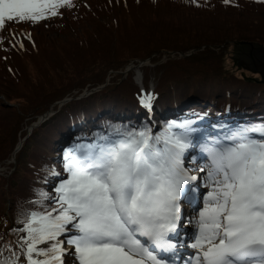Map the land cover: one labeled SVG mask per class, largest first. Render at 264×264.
<instances>
[{"label":"rangeland","instance_id":"1","mask_svg":"<svg viewBox=\"0 0 264 264\" xmlns=\"http://www.w3.org/2000/svg\"><path fill=\"white\" fill-rule=\"evenodd\" d=\"M154 1L157 2L128 3L124 8L112 5L108 0H72L75 6L59 9L60 15L35 24L12 23L7 26V33L0 32L3 40L0 42V59L10 58L2 62L15 65V70L20 72L18 81L6 71L0 73V157L4 156L0 161V220L7 223L9 229L22 227L15 223L22 208L42 210L39 204L29 203L37 198L34 189L43 188L53 193L59 180L50 177L44 171L45 166L61 172L64 178L68 176L64 171L65 159L61 161L60 155L67 140L65 137L79 140L78 145L96 142L86 128L79 137L75 128L66 129L65 134L55 137L48 134L52 133L53 126L43 127L38 135L35 131L54 113H57L55 125L59 120L65 123L66 113L60 107L66 102L72 110L78 111L79 106L91 110L94 98L77 99L101 91L104 84L99 83L103 81V73L108 88L102 93L108 90V93L117 94L119 91L128 101L132 83L142 79L161 89L162 103L172 98L169 94L176 96L177 103L187 101L190 94H201L204 88L211 90V95L223 97L221 90L212 87L221 77L231 76L230 71L237 75L241 72L250 74L239 69L232 60L240 42L229 40L264 39V9L243 12L238 11L242 8L224 7L221 2H216L214 8L197 10L174 6L169 3L172 0ZM98 4L102 7L98 8ZM85 13L86 16L78 20L79 15ZM103 66L107 67L105 71ZM185 75L187 78L183 80ZM181 80L189 81L185 93L186 84ZM170 83L175 84L174 91L169 87ZM262 85L264 87V83ZM79 90L81 92L75 94ZM261 99L264 100V92ZM113 100L104 101L100 106L115 105ZM200 103L206 110L205 116L179 117L180 111L173 114L176 119L192 118L186 122H191L197 134L208 131L203 121L210 118L227 120L233 130L238 127L240 122L232 113L215 116L212 104ZM166 105L168 103L158 105L160 112ZM185 105L192 106L194 102L189 100ZM82 125H77V129ZM212 138L208 148H212L213 141L219 137ZM55 139L62 141L61 145L50 149L53 160L49 166L43 157L48 156L50 144ZM205 159L208 160L207 151ZM203 174L196 184L197 195H200L197 210H203L207 193L212 190L209 177L205 172ZM45 177H48V183H44ZM46 207L50 210L55 204L49 203ZM6 226L4 238L15 241L17 237L11 238Z\"/></svg>","mask_w":264,"mask_h":264},{"label":"snow or ice","instance_id":"2","mask_svg":"<svg viewBox=\"0 0 264 264\" xmlns=\"http://www.w3.org/2000/svg\"><path fill=\"white\" fill-rule=\"evenodd\" d=\"M74 6L72 0H0V32ZM152 99L148 93L141 103L150 108ZM179 127L183 134H171L163 150L157 147L159 135L128 132L69 150L66 178L45 166L59 180L54 194L33 190L37 198L29 203L42 210L18 212L15 223L22 227L8 230L15 241L0 234V264H161L163 257L145 241L174 258L177 244L170 241H179L181 189L185 200L197 201L195 190L185 188L197 177L188 175L180 159L197 129L191 122ZM202 151L208 164L198 171L206 172L212 190L199 212V235L190 245L197 252L190 264H264V124L226 129ZM49 203L55 207L49 210Z\"/></svg>","mask_w":264,"mask_h":264},{"label":"trees","instance_id":"3","mask_svg":"<svg viewBox=\"0 0 264 264\" xmlns=\"http://www.w3.org/2000/svg\"><path fill=\"white\" fill-rule=\"evenodd\" d=\"M141 1L142 0H118V1L114 0L112 2V0H108V3L112 5L118 4L125 8L127 7L128 3L140 4ZM148 1H150L153 4H155L154 2H157L154 0H148ZM216 2H221L222 4L225 5L224 7L242 8L238 11H243V12L245 11L257 12L260 9H264V0H230V3L228 4H225L224 0H196L195 3H193L192 0H172L169 3H171L174 6L183 5L186 7H192L197 10H203V9L214 8L215 7L214 3ZM245 3H249V5ZM101 7L102 5L98 4V8H101ZM85 16H86V13L80 14L78 17V20L84 18ZM116 21L115 22L113 21V22L117 24ZM14 55H17V54H14ZM9 59L10 58L5 59V60L0 59L1 60L0 61V73L2 71H6L13 79L18 81L20 72L18 70H15V65L10 64L9 62L5 64L2 62V61H8ZM106 69L107 67L105 68V66H103V70L105 71ZM239 69L242 70V68L240 67ZM232 72L230 71L231 76L230 74H227L228 77L226 78L221 77L219 83L212 85L214 89H218L222 91L223 97L220 94L211 95L210 94L212 93L211 90H207L206 88H204L202 91H200L201 94L192 93L186 99L187 101H182V102L177 103V101L174 100L176 96L169 94V97H172V98L167 99L165 101V103H168V105L165 106L164 111H162L160 116L158 117L159 126L158 125L154 126V124H151V122L149 121V119L147 118L145 114L144 104L141 103L142 92L140 90V86L138 83H132L131 93L130 95H128L129 100L127 101L125 100V98L122 96V94L119 91L116 92L117 94L108 93V90L105 93H102V91L108 88V85L106 84L107 80H105V76H104L105 73H103L102 75L103 81L99 83V84H104L103 89L101 91H96L95 93H90L86 97L77 99L78 101H80L86 98H94V100L92 101L91 110L88 111L87 108L83 106H79L80 109L78 111L72 110L67 105L68 102H66L60 108H63V110L65 111L67 121L63 123L64 121L59 120L57 121L55 125V121L57 119V113H54L47 120H45L42 124H40V127L35 131V135H38L39 130L43 129V127L53 126L52 133L48 132V134L55 137L57 134L62 132L63 126L65 124H68L71 119L78 118L81 115L83 116V118L85 117L84 118L85 122L87 123V125L89 124L88 126H90V128L93 129L92 131L98 137H101V135H104L106 133L107 134L106 136L111 135L114 138H120L118 134L126 135L125 133L140 132L141 130L143 131L148 130L152 134L153 128L156 129L155 133H159L162 136H164L167 133L168 128L171 126L173 122V119H172L173 117H170L167 114V111L170 112L172 111L174 107H177L183 111L182 114L203 113L204 109L202 108L200 102L213 103L218 108L219 111L223 110L226 106H228L229 111L235 114L239 119H242L243 116L245 117L244 121L246 125L258 126V125L264 124V100L261 99L262 94L264 92V87L262 83H259L258 81H256L254 77H256L257 75H254L250 72H249L250 74L248 75L242 73L241 71L239 75L232 73ZM182 78L183 80H186L187 75L183 76ZM141 82L144 87V90L147 92L149 90L150 83L148 84L146 80L144 81L142 79H141ZM180 82L182 84H186V88L183 90V93H185V90L189 88V85H188L189 81L181 80ZM234 86H237L236 90L233 89ZM169 87L173 91L175 90L174 83H170ZM153 90H154L152 94L153 102L164 105L165 103H162L163 94L161 92V89H159V87H156L154 85ZM80 92L81 91L79 90L75 94H78ZM234 97L238 98V100H235ZM110 99H114L113 101L115 102H113V104L115 105L106 106L104 104L100 106L102 103H105L106 101H109ZM189 100H192V101L194 100L193 101L194 105L186 109L185 107L188 105H185V104ZM4 105H7V104H4ZM255 114H258L259 116H255ZM15 143H17V141ZM3 158L4 156L0 157V161L3 160ZM1 222L4 224V222L0 220V234H3L5 236L7 233H4L3 228L6 226L5 224L7 223H5L4 225H1ZM8 229H9V225L6 226L7 231ZM5 240H8V238H5Z\"/></svg>","mask_w":264,"mask_h":264},{"label":"bare ground","instance_id":"4","mask_svg":"<svg viewBox=\"0 0 264 264\" xmlns=\"http://www.w3.org/2000/svg\"><path fill=\"white\" fill-rule=\"evenodd\" d=\"M195 117H200V115L194 116L192 118H195ZM192 118H189L188 120H190ZM188 120L187 119L178 120L176 123L171 125L172 127L170 126L168 128L167 133L164 136H160L162 139H161L160 143L157 145V147L160 148L161 150H163V148L165 147V140L171 134L182 135L184 132V129L179 127V125L187 123L186 121H188ZM203 122L207 124V130L209 132H211L213 135H217L219 138H222L225 135L226 129H231L230 122H228L227 120H224V119L216 120L215 118H210L209 121H203ZM200 128L203 129L202 126H200ZM201 134H204V132H201ZM196 135H197V132L193 134V136L189 139V141H187L189 143V146L194 143L193 141L195 138H193V137H195ZM69 138L71 139V137H69ZM77 141H79V140H77ZM77 141H74L72 143H65L64 147H65L66 152H65V154L61 155V158L65 157L68 154L69 150H73L74 148H76V146L78 145ZM90 144H92V143H89L87 145H90ZM203 145L208 146L209 144L204 143ZM187 150L189 153L195 155V161L199 160L201 153L196 149L195 146H192V147L190 146L188 149L184 150L183 154L180 157L181 161H183V159L185 158V154H186ZM43 160L46 164H48L50 166V161L53 160V157L50 155L49 151H48V156L43 157ZM191 161H193V160H188L186 162V164L190 165ZM200 168L201 167H199V169ZM193 218L195 219V216H193ZM191 225L194 226L195 223L193 222L192 224H190V226Z\"/></svg>","mask_w":264,"mask_h":264},{"label":"water","instance_id":"5","mask_svg":"<svg viewBox=\"0 0 264 264\" xmlns=\"http://www.w3.org/2000/svg\"><path fill=\"white\" fill-rule=\"evenodd\" d=\"M237 44L232 60L245 71L254 75V79L264 83V39L229 40Z\"/></svg>","mask_w":264,"mask_h":264}]
</instances>
